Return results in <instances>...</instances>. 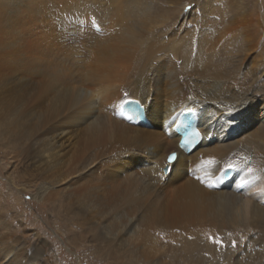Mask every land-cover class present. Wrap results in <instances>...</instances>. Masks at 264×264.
Here are the masks:
<instances>
[{
  "label": "bare ground",
  "instance_id": "bare-ground-1",
  "mask_svg": "<svg viewBox=\"0 0 264 264\" xmlns=\"http://www.w3.org/2000/svg\"><path fill=\"white\" fill-rule=\"evenodd\" d=\"M78 1L66 5L58 25L83 51L52 41L55 17L41 14L52 0H0V65L15 61L8 60L16 49L5 39L7 25L23 50L20 86L0 92V143L21 160V179L37 188L38 199L58 204L72 232L70 247L89 245L116 264L118 258L172 264L147 237L187 227L204 229L208 238L213 233L214 246L223 247L214 249V264H264V15L258 1L228 4L223 14L230 21L210 45L229 33L237 41L217 56L212 47L202 55L199 44L214 0ZM31 16H43V32H34ZM56 48L63 66L71 61L46 83L42 60ZM167 52L179 63L162 58ZM62 85L68 99L58 97L43 116ZM129 100L143 106L150 126L122 116ZM35 107L42 109L30 111ZM188 110L197 114L203 137L185 154L178 120L169 121ZM171 152L177 156L169 163ZM223 173L224 188L209 187Z\"/></svg>",
  "mask_w": 264,
  "mask_h": 264
},
{
  "label": "rangeland",
  "instance_id": "rangeland-1",
  "mask_svg": "<svg viewBox=\"0 0 264 264\" xmlns=\"http://www.w3.org/2000/svg\"><path fill=\"white\" fill-rule=\"evenodd\" d=\"M257 1L258 2L256 4V8L260 12V16L262 15L263 17L264 0H260V1L257 0ZM73 2H81V1L52 0L50 5H48V8L45 9L47 10V12L41 11L42 12L41 14H43V16L49 15L52 18L55 17L53 18L54 19L53 24L55 26L57 33L56 36L51 37L55 45L59 44L58 42H61V44L64 42L68 46L77 44L79 51H83L84 46L80 45L78 42H75V40L72 39L73 34L70 32L69 34L67 33L68 34L67 35L65 33V30L63 29L61 30V28H59L58 25L60 13H63L65 11V7L67 4ZM230 2L231 0L213 1L212 3L214 4L213 9H211V13H209V16L207 17L208 28L206 31L207 33L205 34L206 36L203 38V40L199 42V44H201L200 51L202 52V55L204 52L208 54H212L211 53L212 51L214 56L220 54L223 55L225 54L223 50L227 49L228 44L230 46V44H232V40L237 41V39H235V36L234 35L231 36L229 33L227 34L226 38H224L223 41L218 39V43L215 42V44L217 43V46L210 45L211 42L213 40H216L218 37L217 35H215V33H217V30L221 29L220 28L221 26H224L225 23L227 24V22L230 21L229 20L230 15L225 16L224 14L226 13L223 14V11L229 6L228 4H230ZM194 4L195 2L192 3V5ZM43 16H39L40 20L36 16L34 20L32 16L30 17V19L33 21L31 28L34 30V32H36L37 30L43 32L46 29L45 27L39 28L40 25H45L47 27L48 23H46L43 20ZM69 24H70V19H68V21L65 22V25L68 26ZM81 24L85 25V23L83 22H81ZM6 27H9L10 29L9 28L5 29L4 31L5 32L4 35L6 36L5 39L11 40L12 44L14 43L13 45L15 46H11V47L8 46V47L10 50L13 51L16 49L15 50L16 54L11 55L8 58L9 61L15 60L12 63V66L10 65L9 67V64H6L5 66L6 68H5L0 65V70H1L0 92L2 90H3L2 92H4L8 89L9 90L15 88L18 89V86H20L21 83L20 72L22 71L21 69L22 57L19 54L20 52H23V50H21L22 46L21 48H19L20 40L19 37H17L18 33L15 30V27L12 28L9 25H7ZM21 28L23 27H19L18 29L21 31ZM65 28L67 27L65 26ZM187 28L189 29L192 28V24H189ZM93 30L95 29L93 28ZM9 37H11L12 39H10ZM13 39H15L16 41ZM225 40L226 42H224ZM57 48L59 47L57 46ZM57 48L52 51H49L47 49L50 53H48L46 50L44 53V55H46L44 56V60L41 59L42 61H44L46 66L48 65L47 66L48 74L44 75L45 79H43L45 81L47 80L46 83H49V81H52L53 78L58 77V74L63 70V67L68 65L71 61L70 60L63 66V59L62 57L58 56ZM63 48H65V46ZM209 48H211L210 49L211 52L208 51ZM48 54H50V57ZM3 55L4 54H2V56ZM31 55L34 56L33 53ZM159 56L161 55L159 54ZM48 57L50 60L48 59ZM162 58H166L174 63H179L174 52H167L162 56ZM19 59L21 61H18ZM23 60H26L24 56H23ZM50 61H52V63ZM46 62L49 64H47ZM12 69L17 73L13 72ZM66 89L67 88H65V86L62 85L58 89V93H60L61 95L60 94L58 95L57 93V95L55 94L57 97L53 95L52 97L54 99L51 97L49 100H47V104L45 103L42 110V114H44L43 116H46L49 113L53 112V107L55 106V100L58 99V97L61 98L62 96L64 97L66 96L65 98L62 97L64 98V101L68 99L66 95V92H68V90ZM34 109H31L30 111L33 110V113H36V111L42 108L35 107ZM34 121L35 122L39 121V114L35 116ZM12 151L13 150H11L9 147L7 148L2 143H0V264H13V263L14 264H26V263L27 264H32V263L33 264L36 263L38 264H116V261L113 259L112 260L110 258L105 259L97 255L96 252L92 248H90L89 245H83L81 247H76V248H72L69 246L68 242L69 240H71L72 232L67 227V223L64 219L65 217L63 218V214L62 215L60 214L58 204L46 202L36 197L37 188L26 185L25 182L21 179L20 165H19L21 160L19 161L18 155L15 154L14 151L13 152ZM22 184L24 185V187L26 186L27 188L25 187L24 189ZM155 231H150L151 235L147 237V241H146L147 245L151 248L152 247L155 248V250L161 251L162 253L160 254V258L162 257L161 258L162 261H167L172 264H214V249H216V251H220L221 248H223V247L217 248L216 246H214L213 233H211L210 237L208 238L205 236L204 229H195V228L187 227V229L169 228V229H158ZM149 237L151 239L152 245L148 240ZM3 251L6 255L9 254L7 255V257H5L4 260H2L4 258ZM14 253H18V255H15ZM163 254L164 255L166 254V256H164ZM209 255L210 257L207 258ZM15 256H18L19 259L14 260ZM205 258H207L208 260ZM128 261L130 262V263L128 262V264L131 263L139 264V261H133V260L132 261L128 260ZM117 263L126 264L122 262L120 258H118Z\"/></svg>",
  "mask_w": 264,
  "mask_h": 264
},
{
  "label": "snow or ice",
  "instance_id": "snow-or-ice-1",
  "mask_svg": "<svg viewBox=\"0 0 264 264\" xmlns=\"http://www.w3.org/2000/svg\"><path fill=\"white\" fill-rule=\"evenodd\" d=\"M175 159H176V157H175V154H174V153L168 157L169 163H171V162L174 161ZM211 186H212V185L209 184V187H211Z\"/></svg>",
  "mask_w": 264,
  "mask_h": 264
},
{
  "label": "water",
  "instance_id": "water-1",
  "mask_svg": "<svg viewBox=\"0 0 264 264\" xmlns=\"http://www.w3.org/2000/svg\"><path fill=\"white\" fill-rule=\"evenodd\" d=\"M169 170H170V168H166V169H165V172H166V173H168V172H169Z\"/></svg>",
  "mask_w": 264,
  "mask_h": 264
}]
</instances>
